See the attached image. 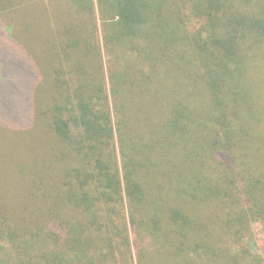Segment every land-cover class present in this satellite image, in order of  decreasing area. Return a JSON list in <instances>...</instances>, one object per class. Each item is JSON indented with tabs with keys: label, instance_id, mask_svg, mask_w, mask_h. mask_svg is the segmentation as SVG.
Returning a JSON list of instances; mask_svg holds the SVG:
<instances>
[{
	"label": "trees",
	"instance_id": "obj_1",
	"mask_svg": "<svg viewBox=\"0 0 264 264\" xmlns=\"http://www.w3.org/2000/svg\"><path fill=\"white\" fill-rule=\"evenodd\" d=\"M36 8L43 103L5 128L57 166L32 172L34 226L0 198V264H264L242 245L264 225V0H0L23 60Z\"/></svg>",
	"mask_w": 264,
	"mask_h": 264
},
{
	"label": "rangeland",
	"instance_id": "obj_2",
	"mask_svg": "<svg viewBox=\"0 0 264 264\" xmlns=\"http://www.w3.org/2000/svg\"><path fill=\"white\" fill-rule=\"evenodd\" d=\"M93 1L95 3V0ZM38 2L41 3V0ZM38 7H41L40 4ZM39 10L40 8H36L35 11H32L37 20L33 21L30 35L27 38V46L31 50L32 59L26 57L23 60L22 55L10 53L6 47H14L13 42L7 43L0 39V45L3 47L0 48V198L10 213L15 216L14 218L31 217L23 218L19 222V224H25L28 227L36 224L34 215L41 206L36 196L41 198L40 192L46 190L44 187H39V190L30 187L32 174L40 172L38 170L40 167H45L51 175H54L53 167L57 166V163L53 161L54 150L47 148L48 145L46 147L44 144L34 143L31 136L37 137L38 132H30L31 135H28L23 131L17 132L12 129L27 121L26 117L32 115L31 111H34L39 103H43L37 101L36 92L34 93L32 89L34 82H39V76L44 75L48 64L52 61L41 42L50 34L52 19L49 14L40 17ZM28 13L30 12L27 11ZM194 28L195 26L192 25L191 29ZM97 43L105 61L100 38ZM29 88L30 97L28 95L26 97L24 93H27ZM24 97L27 101H23ZM48 149L52 154L51 157L45 154ZM50 164L55 165L51 166ZM25 166L31 170L27 174L22 173ZM250 237L249 240H252V243L246 241L247 236L242 245L243 248H250L251 256H253H250L249 259L251 258L254 263H257L259 259L256 260L254 257L264 260V225L258 222L254 223L251 227ZM130 260L132 264H136L135 251L132 249Z\"/></svg>",
	"mask_w": 264,
	"mask_h": 264
}]
</instances>
